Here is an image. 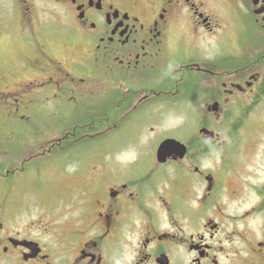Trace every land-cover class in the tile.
I'll list each match as a JSON object with an SVG mask.
<instances>
[{"label":"flooded vegetation","instance_id":"1","mask_svg":"<svg viewBox=\"0 0 264 264\" xmlns=\"http://www.w3.org/2000/svg\"><path fill=\"white\" fill-rule=\"evenodd\" d=\"M4 1L20 23L50 1L80 50H16L29 77L0 88L38 133L0 174V264H264V0ZM153 103L180 106L178 145L159 160L163 137L120 178L107 133ZM71 164L58 201L11 204L15 179L38 192Z\"/></svg>","mask_w":264,"mask_h":264},{"label":"rangeland","instance_id":"2","mask_svg":"<svg viewBox=\"0 0 264 264\" xmlns=\"http://www.w3.org/2000/svg\"><path fill=\"white\" fill-rule=\"evenodd\" d=\"M45 2L48 3L42 4L43 10L40 7L37 12L27 16V18L31 17L30 21L24 18L23 23H20L16 12L10 10L9 5L5 4L6 1L0 0V77L2 78L0 80V88L3 85L10 86L20 82V79L27 81L26 79L29 77L26 68H19L20 61H15L14 59L18 50L27 52L30 58L36 57L38 43H41L48 46L55 53V57L61 60L79 52L80 43L71 44L72 40L67 41L63 37L64 34L60 30V25L64 21L59 17L61 13L55 12L50 7L52 4L50 1ZM11 19H13V23ZM10 90L12 91L11 88L8 89V91ZM167 112L169 114L164 113L160 116L157 103L145 104L134 113L132 119L128 117L120 125H117L114 134H111V131L107 133L110 134L108 136L110 140L105 144L103 143L104 151L115 152L114 159L110 161H115L116 165L113 168L116 169L120 178H126L131 175V158L133 156L150 154L156 143L165 136L175 139L180 135V131L177 129L179 118L184 117V114L180 111V106L169 107ZM6 113H8L6 107H1L0 156L6 157L2 163L0 162L1 176L8 169H19L23 156L26 157L28 155L17 147L19 145L18 142L38 139L36 130L24 131L18 127L17 117L5 116ZM151 122V126L142 128L145 124H150ZM156 123L160 125H154ZM140 127L141 129H139ZM39 134H42V132H39ZM73 169L74 165H69L67 170L60 176L63 184L55 179L58 170L55 168L47 169L45 173L47 174V179H44V183L36 188L38 192L33 193L32 188L23 183L26 179H15L14 191L11 193L14 201L11 204L19 209H21L22 205L42 207L49 195H53L58 201L59 197L64 194L65 188L68 187L67 177L73 173ZM81 169L83 170L84 168ZM81 173L77 181L83 183L89 174H87L88 171L85 169ZM0 191H2V187ZM40 216H42L41 212L38 214L33 213L29 218L38 219Z\"/></svg>","mask_w":264,"mask_h":264},{"label":"water","instance_id":"3","mask_svg":"<svg viewBox=\"0 0 264 264\" xmlns=\"http://www.w3.org/2000/svg\"><path fill=\"white\" fill-rule=\"evenodd\" d=\"M178 144L174 140L164 141L158 148L157 157L159 160H164L170 155V152L176 149Z\"/></svg>","mask_w":264,"mask_h":264}]
</instances>
